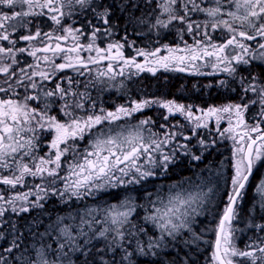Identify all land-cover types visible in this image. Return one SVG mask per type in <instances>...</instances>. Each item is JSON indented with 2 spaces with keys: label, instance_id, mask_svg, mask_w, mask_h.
<instances>
[{
  "label": "snow or ice",
  "instance_id": "1",
  "mask_svg": "<svg viewBox=\"0 0 264 264\" xmlns=\"http://www.w3.org/2000/svg\"><path fill=\"white\" fill-rule=\"evenodd\" d=\"M214 3L201 7L196 0H162L158 7L167 19L157 18L150 31L167 29L173 22L181 24L183 46L165 44L149 50L136 47L135 41L127 38L129 28L146 22L136 13L149 6L147 0H0V74L6 77L0 84V93L4 94L0 96V186H7L0 187V264H134V257H155L168 244L198 249L204 233L196 231V217L204 214L209 194L214 191L213 187L204 191L203 180L194 185L190 179L181 181L167 194L159 190L146 193L148 209L143 223L133 219L139 218L137 208L143 206L131 196L104 207L85 208L75 215L58 216L42 233L36 231L38 218L28 223L25 217L36 210L43 213V202L52 196L67 204L73 198L93 197L107 189L141 185L150 177L167 173L169 166L177 163L178 154L192 162L202 161L204 152L217 141L202 138L197 130L207 129L212 121L220 138L227 136L234 142L230 191L212 229L213 264H264V215L260 214L264 213V180L256 188L259 200L245 213V227L253 230L256 238L243 249L238 248L236 234L242 230L234 226L241 222L244 192L254 169L264 167V71L257 75L248 72L247 76L241 71V66L251 65L254 60L264 62V0ZM194 12H202L209 19L195 22L191 19ZM38 17L48 18L54 25L52 31L44 32L39 25H33L35 31H31L28 25ZM73 17H80L75 26L67 22ZM20 29H27L28 34L14 39ZM216 30H226L222 42L213 40L210 31ZM184 32L192 35L191 44L184 41ZM116 35L121 38L112 39ZM105 39L111 42L101 47ZM19 41L30 42L29 47H17ZM251 42H256L255 48ZM126 46L134 47L135 54L126 56ZM161 51L167 54L160 55ZM19 54L33 57L34 63L19 67ZM205 65L213 70L207 75L227 73L238 82L240 102L197 112L193 106L175 100L141 99L133 100L130 106L119 105L115 111L100 109L99 114L93 111L86 116L75 115L85 109L86 103L96 108L88 89L105 79H130L143 72L154 75L160 69H191L203 75L199 68ZM66 70H72L76 78L57 75ZM84 76L90 79L83 83L84 91H79L78 78ZM53 80L54 86L46 88L45 82ZM219 84L224 87L227 82L221 80ZM57 102L56 111L67 118L63 121L50 114ZM153 105L166 110L162 116L165 124L159 125L162 135L147 127L156 126L151 117L133 125L115 124ZM256 107L258 119L249 125L245 116ZM175 114L184 117L190 134L185 135L179 123L169 127L168 118ZM222 121L227 122L223 130ZM106 123L115 126L105 128ZM93 129L97 131L93 133ZM44 131L53 133L46 157L36 155ZM86 134H93V138L80 150L76 142ZM194 138L196 143L192 144ZM68 155L72 160L66 163V174L61 176L62 161ZM25 157L31 164L25 162ZM27 177H40L42 183L27 191H15L17 186L25 185ZM58 182L63 186L57 187ZM66 219L72 222L66 223ZM146 225L158 233L150 236ZM154 264L196 261L186 255Z\"/></svg>",
  "mask_w": 264,
  "mask_h": 264
},
{
  "label": "trees",
  "instance_id": "2",
  "mask_svg": "<svg viewBox=\"0 0 264 264\" xmlns=\"http://www.w3.org/2000/svg\"><path fill=\"white\" fill-rule=\"evenodd\" d=\"M162 36V35H160ZM177 36V35H176ZM15 39V37H13ZM120 36H115L112 39L119 40ZM130 42L135 41L136 47L146 48L151 50L152 47H160V44H171L172 39L163 37L162 41L159 35H152L145 37L144 36H128L127 37ZM82 43H87L86 40L81 41ZM111 42V40L105 39L101 44L103 47L106 43ZM4 45L8 44V42H2ZM30 42H18L17 47H29ZM8 46H10L8 44ZM133 53V54H132ZM135 54V48L131 49V47H125V55L132 56ZM20 57L22 54H19ZM21 59V58H20ZM22 66H25L22 64ZM21 67V64H19ZM248 69V71H243V69ZM242 74L247 76L248 72H251L253 75H257L260 72L264 71V66L259 65L257 62H253L251 65H244L241 67ZM193 77L188 76L186 74H175L173 73H165L164 76L159 72L158 74H152L150 85H146L144 79H129L131 81V87H136V90L143 89L145 90V94L151 95V99H159L162 98L165 100H175L177 102H181L187 105H192L193 107L199 106L202 108H207L209 106H220L230 102L238 103L240 102V88L238 82H233L232 79L223 77L227 82L226 86L221 87L219 82L221 80L212 81L211 78H215V76H203V77ZM195 79V80H193ZM159 81V82H158ZM161 82V83H160ZM143 83V85H141ZM209 85H212L209 87ZM141 86V87H140ZM145 87V88H144ZM215 90V91H214ZM140 91V90H139ZM100 104V103H99ZM98 102H96V108L93 110L88 107V112L95 111L98 114L99 108L103 107L101 104L99 106ZM155 107V108H154ZM194 107V108H195ZM157 108L153 105V114L150 113V116L156 117ZM156 111H155V110ZM251 115L246 114L245 119L250 124L255 123L258 116H255L258 113V107L251 108ZM87 112V110H86ZM166 114V110L159 108L156 126H150L156 132H159L161 135L163 134V129L159 127V125L165 124V121L162 119V116ZM139 119H145L143 113L138 115ZM154 117V118H155ZM249 117V118H248ZM254 117V118H253ZM253 118V120H252ZM177 120H183L180 117ZM177 120L172 118V115L168 118V125L171 127L172 125L177 124ZM139 122V120H136ZM183 132L185 135L190 134L188 126L183 125ZM264 128V124L261 125ZM176 131L177 129H172ZM198 135L206 140H216L217 143L215 146L210 147L207 151L204 152V156L202 161L192 162L189 157H185L182 154H178L177 163L175 166L170 165L169 170L164 175H157L155 178L161 179L163 181L165 179V184L169 182V184H178L184 180H191L192 184H199L201 180L205 183L203 185L204 190L207 187H213L214 191L209 194V203L205 208L204 214L198 216L196 221L197 224L194 226L196 231L199 233L203 231V242L199 244V248L195 251L191 249H185L181 247L180 244H168L167 247H162L157 256H147V257H134V264H154L157 260H164L171 262L173 260H177L179 257H185L186 255H191L193 259L196 261V264H212V252L214 250V241H215V233L212 229H215L220 214L222 213L223 207L226 203L227 194L230 191V170H232V149L231 146L227 144L226 140H219L218 134L213 131V128L210 130H206L204 128L198 129ZM41 142L45 141L48 137V141L50 138V133L47 131L42 132ZM40 136V137H41ZM195 138L192 140V144H195ZM89 146V145H88ZM87 146V147H88ZM171 147V145L169 146ZM229 148V149H228ZM167 150V149H166ZM193 151H196L193 149ZM199 154V152H197ZM28 159V158H27ZM66 161H62V164ZM257 173L254 171L253 175L249 181V186L246 188V196L245 200L241 205V222L235 223L234 226L241 229L242 231L237 232L236 234V246L238 248L243 249L245 245L249 244L253 239L256 238V233L245 227L247 223V218L245 213L249 208H251L256 202L259 200V195H255L254 199L251 197V188L253 187L255 181L257 180ZM35 178V177H33ZM33 178L28 179L29 182H33ZM211 179V180H210ZM214 179V180H213ZM38 180V179H37ZM213 180V182H211ZM37 183V181H36ZM148 183V182H147ZM143 183L141 184V186ZM62 183L58 182L57 187H62ZM185 187H189L188 184L184 185ZM2 188H7V186H0ZM18 190H20L18 188ZM245 193V192H244ZM59 202L62 203L61 206H54V200L44 201V209L49 208L48 217L49 221L46 219L45 226L41 229L36 228L37 232H44L45 228L53 223L58 216H66L67 214H74L73 204H65L60 198H57ZM88 200L90 197L87 198ZM95 198H92L91 201L94 203ZM137 205H142L143 207H138L137 212L139 213V218L136 216L133 217L135 222L143 223L142 217L145 215V211L148 209V202L146 197H139L134 201ZM49 203V206H47ZM51 204V207H50ZM34 212L36 218L40 215H44V213L40 214L39 210L33 211L29 215L25 217L26 222L32 223L34 222ZM83 212V211H79ZM264 215V213H260ZM50 215V216H49ZM47 217V218H48ZM13 219L15 216L13 215ZM257 222H261L257 220ZM47 225V226H46ZM148 228L149 235H154L158 233V230L153 229L150 225H146ZM187 238V233L185 234ZM142 240L146 239L145 237H141Z\"/></svg>",
  "mask_w": 264,
  "mask_h": 264
},
{
  "label": "rangeland",
  "instance_id": "3",
  "mask_svg": "<svg viewBox=\"0 0 264 264\" xmlns=\"http://www.w3.org/2000/svg\"><path fill=\"white\" fill-rule=\"evenodd\" d=\"M198 1L199 2H197V4H200L201 7L215 6L214 0H198ZM160 2H162V0H160ZM224 3L227 4L228 0H224ZM181 14H183V12H181ZM194 14H196V15H194ZM157 18L162 19V20H166L167 19V15L162 12V9L158 10L157 4H153L152 5V16H151V19L150 20H146V22L145 23H141V25L144 28H147V27L150 28L152 24H155V21H156ZM191 19L193 21H195V22H201L202 23V22L208 20L209 18L202 12H194V13H191ZM137 27H139V25H137L136 28ZM183 27H184L183 25L178 24L176 22H173V24L169 25V27L167 29L159 28L158 30H160V33H161V34H159V37L161 38V41H162L163 37L171 38L172 39L171 44H168V43H165V44H167L169 46H175L177 44H180L181 46H183L181 44L180 35H178L180 33V30ZM174 29H177V31H175ZM171 33H175L177 36L176 35H172ZM184 34H185V32H184ZM210 34L212 35L213 40L217 41V42H222L227 37L226 30L210 31ZM160 35H162V36H160ZM183 39L188 44L192 43V35H190V36H184L183 35ZM165 44H160L161 48H163V45H165ZM4 46L8 47V44H6ZM252 47L253 48L256 47V42L252 43ZM152 49H155V48L152 47L151 50ZM161 53H163L165 55L167 54L166 52H162V51H161ZM21 56L24 57L25 61L30 60V57L28 55H26V54L21 55ZM19 58H20V55H17V60H19ZM4 62L8 63L10 61H4ZM253 62H257V63L260 62V63L264 64V62H261L259 60H254ZM200 75H202V74H200ZM202 76H209V75H207V72H204V74ZM210 76L211 77L215 76V78H211L212 81H214V80H225L223 77H226V80H227V78H229L227 73H220V72L215 73V74L210 75ZM85 78L86 79H90V77H88V76H85L82 79H85ZM5 79H6V77L3 74H0V84H3V81ZM122 79H124V81H121ZM130 79L132 80V77ZM128 80L129 79H127L126 77H120V78L117 77L115 80H107V79H105L103 83H97L95 85V87H89L88 92L90 93L91 98L93 100H95L96 102L100 103L103 106L105 111H107L109 109L111 111H115V109L119 105L130 106L131 102L133 100L145 99V97H146L145 90H143L141 88L136 90V87H134V88H133V86L131 87V81L129 82ZM141 85H143V83H141ZM45 87L48 88V89L52 88L51 85L48 84V82H45ZM82 89H84L83 86H82ZM78 90H79V88H78ZM161 100H165V99L162 98ZM178 103H181V102H178ZM86 105H87V112L84 109L83 111H77L75 113V115H77V116H86L88 114H92V111L88 112L89 105L87 103H86ZM185 105H187V104H185ZM156 107H158V106L156 105ZM194 107H193V111H197V112H198V109L202 108V107H199V106H196L195 108ZM158 110H159V108H157L156 114H158ZM141 113H143V112H141ZM141 113H139V114H141ZM251 114L252 113L249 110V112L247 113V116L251 115ZM51 115L62 116V114H59V113H52ZM255 116H257V113H256ZM172 117H175L176 120H177L176 114L174 116H172ZM253 118H252V120H253ZM60 120L63 121L65 119H60ZM136 120L140 121L142 119H139L138 115H133L130 118H123L120 121L115 122V124H119V125H133V124L138 123V121H136ZM154 121L156 122L157 119L154 118ZM177 123H179L180 125L188 126V123L185 121L184 117H183V120H179V121L177 120ZM115 124L109 125V124L106 123L103 127H105V128L110 127V126L114 127ZM248 124L252 125L249 122H248ZM98 127H100V126H98ZM225 127H227V122L226 121H222L221 124H220V129L223 130ZM212 128H213L214 134L217 133L216 129H215V122L214 121L209 123V127L206 130H210ZM96 131H97V129H93V133H95ZM152 131L156 132L153 128H152ZM41 134L42 133H40V136H41ZM50 134L53 136V133H50ZM52 136L49 138V141L52 139ZM42 137L43 136H41L40 138H42ZM92 138H93V134H86L85 138L83 140H79V141L76 142L77 145H78V148L80 146H82V147L86 146L87 147L89 145V141ZM218 138H219V140H226L227 144L231 146V149H232V163H233L234 162V157H233L234 142L231 139H229L227 136L224 137V138H220L218 136ZM49 141H48V137H47L45 141L40 143L39 149L36 152L37 156H45L46 157L48 155V153L51 151V149L48 146L49 145ZM24 159H25L26 163H30L31 164V161H29L27 159V157H25ZM66 163H67V161L65 163H63L64 168L62 169V171L60 173L61 176L66 174ZM254 171L257 173L258 176H257V180L255 181L253 187L251 188V197H252V199H254L255 195H259V193L256 192V188L258 187L260 181L264 180V167H261V166L258 165L257 169H254ZM4 174H7V172H5ZM230 174H231V176L233 175V170H230ZM155 177H150L146 182H143L142 186L141 185H128L127 187L122 186L120 188L107 189L105 192H102V193L97 194L96 196L90 197L89 200L87 199L88 197H85L84 199H81V200H77L76 198H73V200L71 202L67 203V204H73V206H74L73 213H74L75 211L76 212L83 211L85 208L104 207L107 204L117 203L119 201L124 200L125 197H128V196H131L134 199V201H135L139 197H143V196L146 197V193H156L158 190L163 192L164 194H167L168 190L173 185H175V184H169V182H167L165 184V179L163 181H161V179H157ZM30 178L31 177H27L26 181H25V185L17 186L15 191H27L29 188H32L34 185L42 183L40 177H35V178L32 177L33 178V182H29L28 181V179H30ZM213 180L211 182H213ZM36 181H37V183H36ZM18 188L20 190H18ZM207 188L204 191H207ZM246 194H247V192L245 190L244 200H245ZM95 197H96V199L94 200V203H93L91 201V199L95 198ZM57 198H59V197L52 196V197H49L47 200H51V202H53V200H54V206H56V205L61 206L62 203L59 202ZM32 199H35V196H33ZM47 206H49V203H47ZM50 207H51V204H50ZM48 210H49V208H45L44 212H43L44 215H40L38 217V219L40 221L39 224H38V227H40L41 229L45 226L46 219H48V221L50 219L48 217V214H49ZM40 214H42V213L40 212ZM68 215L69 214H67L64 217H67ZM34 216H35V212H34ZM33 218H34L33 221L37 220L36 216L33 217ZM196 219H197V217H196ZM65 222L66 223H71L72 221L66 219ZM38 227H37V229H38ZM235 242H236V239H235Z\"/></svg>",
  "mask_w": 264,
  "mask_h": 264
},
{
  "label": "flooded vegetation",
  "instance_id": "4",
  "mask_svg": "<svg viewBox=\"0 0 264 264\" xmlns=\"http://www.w3.org/2000/svg\"><path fill=\"white\" fill-rule=\"evenodd\" d=\"M157 1V2H156ZM138 3H141L143 2V0H137ZM182 2V0H181ZM199 2L198 0H196V3ZM160 0H147V4L149 6H146L144 8H142L140 10V12H137L136 15L139 16L141 18V20L143 21H146V20H150L151 19V16H152V5L153 4H157V8L158 10H161L158 5L160 4ZM6 10V9H5ZM18 10V9H17ZM181 14V13H180ZM196 15V14H194ZM31 19V18H29ZM80 19V17H73L72 20L70 21H67V22H72L74 23L76 20ZM33 25H39V27L41 28L42 31L44 32H49V31H52L54 25L52 24V22L46 18V17H38L36 18L35 20L32 21V24L28 25V28L31 30V31H35V27ZM139 25V27L136 28V26ZM134 26V28H129V35L128 36H144V37H148V36H152V35H159L161 34L160 33V30L158 29H155V30H151L150 31V28H144L141 24H137ZM74 26H75V23H74ZM175 31H177V29H174ZM24 34H28V30L27 29H20L15 35L14 37L16 36H19V35H24ZM172 35H176L175 33H171ZM180 35V33L178 34ZM184 36H190V34L186 33L185 34L183 33ZM195 35V34H193ZM116 36H120V35H116ZM259 39V38H258ZM20 42H25V41H20ZM251 43H254V42H251ZM165 52V51H164ZM24 55V54H22ZM27 55V54H26ZM30 57V56H29ZM21 58V59H20ZM19 58V61H20V64H21V67H24L22 66V64H24L25 66L28 65V64H33L34 63V58L33 57H30V60L28 61H25L24 57L21 56ZM139 58V57H138ZM141 59V58H139ZM57 63H60L61 61L57 58L56 60ZM259 65H264L263 63H260L259 62ZM15 70V69H14ZM213 70L210 66H201L199 68V73H204V72H207V73H211ZM161 73V75L164 76V74L166 73H169V71H164V69H160L159 71H157L155 74H158V73ZM175 73V74H186L188 76H193V77H203L202 75L198 74L196 71L194 70H189V71H186V72H179V71H170V73ZM58 76H72L74 78H76V74L72 71V70H66L64 73H57ZM151 76H152V73L150 72H143V73H140L138 76H133V78H143L144 81H145V84L148 86L150 85V81H151ZM85 77V76H84ZM84 77H79V81H80V86H79V91H84V89H82V85L84 82L87 81V79H82ZM120 78V77H118ZM196 78V79H197ZM195 80V79H193ZM56 81H49L48 84L51 85V87L54 86V83ZM62 86H65L66 85H62ZM75 87V86H74ZM4 95L3 93H0V96ZM140 98V97H139ZM151 95H147L145 97V99H151ZM141 100V99H140ZM156 106V105H154ZM59 107V102H57L56 104L53 105V108H52V111L50 112V114L52 113H59L58 111H56V109ZM155 108V107H154ZM155 110V109H154ZM156 111V110H155ZM141 112H143L144 116L147 118V117H151V119L154 121V117H155V113H154V117L153 116H150V113L153 114V106L150 107V108H146V109H143ZM140 112L138 113H135L134 115H139ZM61 114V113H59ZM157 115L156 114V117L155 119H157ZM176 117H180L181 119H183V116L180 115V114H176ZM60 118V116H58V119ZM172 118H175V117H172ZM176 119V118H175Z\"/></svg>",
  "mask_w": 264,
  "mask_h": 264
},
{
  "label": "bare ground",
  "instance_id": "5",
  "mask_svg": "<svg viewBox=\"0 0 264 264\" xmlns=\"http://www.w3.org/2000/svg\"><path fill=\"white\" fill-rule=\"evenodd\" d=\"M215 91V90H214ZM157 187V186H156ZM50 216V215H49Z\"/></svg>",
  "mask_w": 264,
  "mask_h": 264
}]
</instances>
